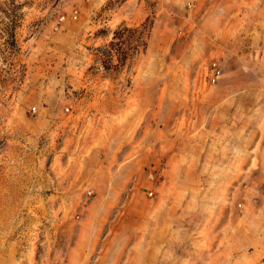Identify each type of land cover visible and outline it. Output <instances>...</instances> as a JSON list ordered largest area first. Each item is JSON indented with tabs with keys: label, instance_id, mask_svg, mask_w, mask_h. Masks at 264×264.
<instances>
[{
	"label": "rangeland",
	"instance_id": "1",
	"mask_svg": "<svg viewBox=\"0 0 264 264\" xmlns=\"http://www.w3.org/2000/svg\"><path fill=\"white\" fill-rule=\"evenodd\" d=\"M0 264H264V0H0Z\"/></svg>",
	"mask_w": 264,
	"mask_h": 264
},
{
	"label": "built area",
	"instance_id": "2",
	"mask_svg": "<svg viewBox=\"0 0 264 264\" xmlns=\"http://www.w3.org/2000/svg\"><path fill=\"white\" fill-rule=\"evenodd\" d=\"M218 74H219V70L215 67L212 68V77H211L212 81L215 80V78L218 76Z\"/></svg>",
	"mask_w": 264,
	"mask_h": 264
},
{
	"label": "trees",
	"instance_id": "3",
	"mask_svg": "<svg viewBox=\"0 0 264 264\" xmlns=\"http://www.w3.org/2000/svg\"><path fill=\"white\" fill-rule=\"evenodd\" d=\"M141 29L143 30V35L145 36V37H147V30H145V26H144V24L142 23L141 24ZM145 31V32H144Z\"/></svg>",
	"mask_w": 264,
	"mask_h": 264
}]
</instances>
